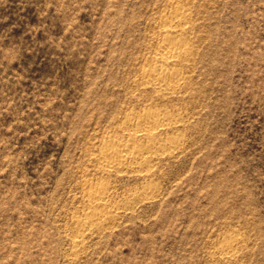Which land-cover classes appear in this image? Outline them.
<instances>
[{
    "label": "clouds",
    "instance_id": "1",
    "mask_svg": "<svg viewBox=\"0 0 264 264\" xmlns=\"http://www.w3.org/2000/svg\"><path fill=\"white\" fill-rule=\"evenodd\" d=\"M257 125L264 0H0V264H264Z\"/></svg>",
    "mask_w": 264,
    "mask_h": 264
},
{
    "label": "rangeland",
    "instance_id": "2",
    "mask_svg": "<svg viewBox=\"0 0 264 264\" xmlns=\"http://www.w3.org/2000/svg\"><path fill=\"white\" fill-rule=\"evenodd\" d=\"M17 9L13 8L12 11H16ZM35 8L30 7L26 12L21 13V16L24 17V19H20L19 17L13 16L12 20L9 21V23L16 22L20 25L18 29H15L14 32L18 36L25 28L26 25L29 23H37L38 20L36 16L34 15ZM3 27H7V25H4ZM41 38H43L41 34ZM196 40V37L194 36V41ZM45 50H41V56H43ZM255 118V117H253ZM246 123V121L244 122ZM241 132H245L246 129L240 128ZM259 134V135H257ZM248 136L251 137L253 140H260L262 137H264V132L261 131V127L259 125L256 126L254 132H249ZM23 142V138L21 140ZM253 147H256L254 144ZM51 148H45L43 151L40 152V155L37 156L35 153L33 154V157L29 161L31 165H35L39 163L40 160L44 159L48 154H50Z\"/></svg>",
    "mask_w": 264,
    "mask_h": 264
},
{
    "label": "bare ground",
    "instance_id": "3",
    "mask_svg": "<svg viewBox=\"0 0 264 264\" xmlns=\"http://www.w3.org/2000/svg\"><path fill=\"white\" fill-rule=\"evenodd\" d=\"M187 27V26H186ZM194 34L191 38H189L187 40V43L189 44V46H191V44L194 42ZM129 137H135V136H139V135H143L144 133L142 132H137L135 129H131V130H128L127 133H126Z\"/></svg>",
    "mask_w": 264,
    "mask_h": 264
}]
</instances>
